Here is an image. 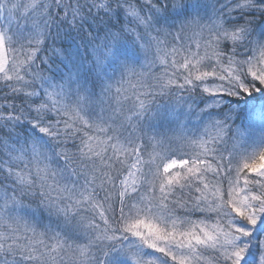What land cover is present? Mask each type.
<instances>
[{"label":"snow or ice","instance_id":"1","mask_svg":"<svg viewBox=\"0 0 264 264\" xmlns=\"http://www.w3.org/2000/svg\"><path fill=\"white\" fill-rule=\"evenodd\" d=\"M0 21V144L25 137L0 152V264H264V146L141 122L182 89L264 100V0H0ZM125 37L144 64L100 79Z\"/></svg>","mask_w":264,"mask_h":264},{"label":"trees","instance_id":"2","mask_svg":"<svg viewBox=\"0 0 264 264\" xmlns=\"http://www.w3.org/2000/svg\"><path fill=\"white\" fill-rule=\"evenodd\" d=\"M208 14H211L210 8L208 9ZM83 43L84 42L81 40L76 39L73 47V52L81 57L84 56ZM113 51L114 55L109 58L107 64L105 65V73L100 77V79L107 77H119L122 63H128L137 67L144 64L143 52L139 47V42H136L134 37L132 39L127 37L120 39L115 43ZM90 54L91 49H89V55ZM62 73V68H53L52 72L49 73V82L52 84L60 82L59 77ZM81 82L84 83L85 81L82 79ZM86 86L89 92L94 95L100 94L99 79L95 82V88H93L91 83H87ZM200 93L201 89H196L192 94H189L182 89L175 93L160 96L158 99L153 101L152 106H150V111L141 117L144 130L154 135L161 133L170 134L178 129H185L186 131L194 132L197 128L202 129V121L206 123L209 119H227L230 118V114H234L235 120L231 122L229 127L235 135L237 123H240L244 119L240 120L241 112L245 111L252 103H255L253 101H257L248 95H240L229 99L232 105L225 104L219 109L212 105L213 97H209L207 93ZM259 95V93H253V97ZM214 105H216L215 102ZM221 110H223L222 115H215L213 117L206 115L211 112L219 114L221 113ZM227 123L229 124L228 120ZM29 135H32L30 130ZM24 139L25 137L23 135L14 134L12 139L6 142V145L0 144V152H5L7 148L16 147L17 143L22 145L24 143ZM22 214L29 215L31 218V213L28 210H25Z\"/></svg>","mask_w":264,"mask_h":264},{"label":"rangeland","instance_id":"3","mask_svg":"<svg viewBox=\"0 0 264 264\" xmlns=\"http://www.w3.org/2000/svg\"><path fill=\"white\" fill-rule=\"evenodd\" d=\"M2 23V21H0ZM231 97L217 96L213 97L212 105L216 108H221L225 104L232 105L230 103ZM214 102L216 105H214ZM245 111L241 112L240 120L243 119L240 124L236 125L238 130L235 131L237 139L240 141V150L242 152H252L257 150L259 147L264 146V119H262V112H264V100L253 101ZM235 118L234 114H230V118H227L229 124ZM239 120V121H240ZM235 128V129H236Z\"/></svg>","mask_w":264,"mask_h":264}]
</instances>
